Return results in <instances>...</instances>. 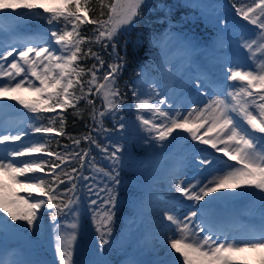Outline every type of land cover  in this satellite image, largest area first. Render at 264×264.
Returning a JSON list of instances; mask_svg holds the SVG:
<instances>
[{"label": "snow or ice", "instance_id": "obj_1", "mask_svg": "<svg viewBox=\"0 0 264 264\" xmlns=\"http://www.w3.org/2000/svg\"><path fill=\"white\" fill-rule=\"evenodd\" d=\"M90 2L0 0V10H13L7 16L0 11V16L43 20L47 25L44 32L31 39H14L10 44L0 41V111L11 107L6 100L16 101L31 113L28 118L34 123L29 126L30 131L46 141L28 145L22 138L29 129L11 134L0 127V173L23 190L22 195L0 181V212L4 214L0 216V232L22 234L26 239L35 236L42 230L41 221L47 212L54 225L57 264H76L79 193H86L94 242L101 249L109 246L119 202L117 186L121 180L117 170L123 169L128 145L111 142L108 133L123 132L128 127L123 117L117 119L127 106L129 110L134 108L136 127L146 134L140 137L144 144L168 147L183 141L188 154L185 166L198 168L207 175L206 179L194 175V182H188L177 179L178 172L172 173L169 191L179 195L173 204L165 202L158 209L162 215L157 217V243L153 246L156 258L152 264H248L243 253L264 252V215L259 229L243 238H229L209 222L207 215L217 200L238 196L257 197L264 207V0H231L234 16L251 26L250 31L239 33L244 59L226 61L229 66L222 75L231 85L197 68L188 82L185 100L192 95L200 98L203 88L213 89L215 98L186 114L176 107L175 82L172 95L169 90H158L147 65L140 66L136 78L126 81L124 88L119 83L127 60L126 54L118 51L117 38L143 18L151 8L149 0H98L99 12L95 17L91 14L96 8L90 7ZM156 8L167 9L166 15L171 12L167 5ZM18 9L26 11L17 12ZM217 24L225 25L222 32L235 26L228 17L218 18ZM86 25L93 26L91 35L83 33ZM88 60L92 63L86 66ZM191 79L197 81L194 87ZM229 86L233 90L225 92L224 88ZM180 88L183 91V82ZM19 92H31L32 96L23 98L16 95ZM128 92L131 105H127ZM82 102L91 109V123L86 124L89 131L73 136L66 131V113L73 109L74 115H79ZM164 105L169 106L167 110ZM109 116L115 129L104 125ZM44 118L46 125L38 123ZM101 135L109 142L101 143ZM59 137L70 143L59 145L57 140L63 151L49 150L47 142ZM189 137L197 143H189ZM82 142L89 147L80 148ZM199 145L210 146L223 156H215ZM92 146L98 150L99 160L92 155ZM101 160L107 167L100 166ZM184 201L192 203L186 205ZM181 207L196 210H188L181 219ZM68 217L72 218L70 224L60 222ZM197 217L200 224L195 223ZM0 264L4 261L0 260ZM260 264H264V256Z\"/></svg>", "mask_w": 264, "mask_h": 264}, {"label": "rangeland", "instance_id": "obj_2", "mask_svg": "<svg viewBox=\"0 0 264 264\" xmlns=\"http://www.w3.org/2000/svg\"><path fill=\"white\" fill-rule=\"evenodd\" d=\"M184 1L189 5L196 7L199 15H201L206 20H210L215 26L214 28L216 33L212 38L211 45H208V47H202V45L198 44L197 40L185 37L174 30L168 31L157 43V51L154 53L155 57L152 60L153 72H151L150 79L154 80L159 85L158 90H169V95H172L171 89L173 88V83L175 82L176 107L180 108V110L186 114L189 109L200 108L203 107L205 103H207L206 100L203 104L201 102H189L191 100H195L194 95L189 96L188 100H185V94L189 92L188 82L190 78L195 76L192 74V71L194 70V67L191 64L192 59L200 58L201 61L204 60L205 62L207 60V63L203 65V69L207 68L209 71H211V73L215 75V79L219 78L220 80H224L222 74L229 66L226 61L244 59L243 50L239 47V33L241 31H250L251 26H248L246 22H237V19L235 17V26L229 27L223 32L220 31V29L225 28V25H218V18L219 20H224L225 17H228L229 19L233 20V17L229 16V12L227 11L232 9L231 0ZM0 11H3L5 16H7V14L11 13L13 10L5 9ZM16 11L21 12L26 10L18 9ZM231 11L234 13V10ZM5 16H0V41H3L4 43L10 44L14 39H31L39 35L43 31L42 28H38V30L41 31H31L33 30L31 24L33 21H28L21 18H5ZM213 56L217 58L214 59ZM180 58L185 59V62H187L185 66H182V64L179 62ZM10 60L11 58H9V62ZM224 81L225 84L231 85V82H228L226 80ZM182 82L184 83L183 91H181L180 88ZM196 83L197 81L195 79H191V85L193 87L196 85ZM0 86H2V82H0ZM144 88L145 91H147V85H145ZM231 90L233 89L230 86L224 88L225 92ZM210 92L213 96H215V93L211 90V88L201 89V97L204 98V94H210ZM16 95H20L23 98H29L32 96V93L19 92L16 93ZM143 98H147V96H143ZM5 102L11 107L0 111V127L10 130L11 134H16L18 130L29 129L30 122L28 123V121L30 119L28 117L31 116V113H27V111L24 110L23 107L16 101L6 100ZM171 103L172 100L169 101V104ZM162 107L167 110L169 106L164 105ZM147 115H150V113H148ZM125 123L128 125V127L126 128L127 132L121 133L120 136L123 137V139H119V142L122 144H127L129 147V143L135 140L138 147L146 146L143 139L140 138L141 136H146V134L140 132L138 127H136L138 122L135 121V115L133 116V119L126 121ZM182 135L187 136V133L182 132ZM36 137L37 134H33L29 129L27 135L22 138V142L30 145L31 143H34L36 141ZM16 143L20 144L21 142ZM189 143L197 142H192L189 137ZM152 145L154 147L153 150L149 153L148 157L133 158L130 156L128 159L126 158V160L130 161L126 162L123 160V165L125 167H130L131 165H133L139 168H144L149 166L150 168L147 169L152 171L154 177L148 182L149 201L145 204L139 205L140 207L138 208L136 207L137 210L135 211V214H132L131 217L124 219L125 221H128V230L126 234H124V242L121 243V241H114L117 246L110 248V252H113V254L111 255L112 258H121L118 264H134V262H137V264H152V261L156 258L153 252V246L157 243V232L159 227L156 218L162 215V213L158 209L159 207H162L165 202H167L168 204L173 203L163 200L162 198L156 196L153 192L158 191L165 196L169 195L171 197H178L179 194L174 190L169 191V189L171 188V180L173 178L172 173L178 172L176 178L181 181L187 179L188 182H194L190 174H194L197 179L207 178V175L204 172H201L198 168L185 166L188 154L185 151L186 145H184L183 141H176L173 145L168 147L155 146L154 143ZM199 147L210 148V146L207 145H199ZM158 150L161 151L157 153ZM165 151L166 153L164 154L163 152ZM176 151H178L180 157L172 155ZM218 154L223 155L222 153ZM142 163L145 164L143 166H140V164ZM132 170L134 173H139L144 171L145 168L138 170V168L134 167ZM36 175L42 174L37 173ZM0 181H3L4 183L10 185L12 189L19 191L20 194L23 195V190L19 188V185L12 184L5 173H0ZM79 195L81 197V217L80 227L77 229L78 233L83 228V221L90 217L87 210L88 197L87 195H85V193H81ZM239 197L240 196L236 198ZM233 199L217 200L210 209L214 208V210H220L228 200L230 201ZM200 203L203 204L204 202L201 201ZM259 207L260 201L257 197H253V199L248 203L240 205L241 217H243L244 219H238L240 220L239 224L250 223L252 224L253 230L255 228L259 229L262 223L261 213L258 212ZM188 210L196 209L195 207H181L179 209V215L181 219L183 218V215L187 214ZM151 216L154 218H151ZM256 218L259 220H257ZM247 219L249 220L247 221ZM71 222L72 218L70 217L64 224H70ZM195 223H201L199 217L196 218ZM238 228L239 226L236 225L229 228V230L226 232L229 238L233 237V234L238 231ZM204 234H207V228H205ZM24 238L25 237L22 234L7 231L0 232V260H3L4 264H46V262L39 263L33 257L26 256L27 254H25L24 250L22 249V241H24ZM5 239L11 240L17 245H13L12 249L7 248L6 246L2 247V242L5 241ZM51 240L53 241V243L55 242L54 238H51ZM43 247L47 248V245L43 244ZM23 254L25 255V257H23ZM263 255L264 252H246L242 254L243 258L248 261V264H258V260ZM97 256L103 259V256ZM110 260L111 259L106 261V264H108Z\"/></svg>", "mask_w": 264, "mask_h": 264}, {"label": "trees", "instance_id": "obj_3", "mask_svg": "<svg viewBox=\"0 0 264 264\" xmlns=\"http://www.w3.org/2000/svg\"><path fill=\"white\" fill-rule=\"evenodd\" d=\"M149 3L151 8L145 11L143 18L139 20L134 27H131L127 31L121 32L116 41L118 51L121 55L126 54L127 60L123 74L119 78V83L122 88H124L126 81L131 82L136 78L135 73L140 66L147 65L152 71V60L155 57L154 53L157 51V43L166 34L167 30H178L187 35H191L198 41L206 43H209L211 41L210 38L216 33L214 28L215 26L212 24V22L210 20L204 19L201 15H199L197 10L189 6L184 0H149ZM161 4L169 6L171 12L166 15L167 9H165V11L158 10L156 6ZM90 7L96 8V11H94L91 15L93 17L97 16L99 12L98 0H91ZM31 24L32 28L47 29V25L43 20L33 21ZM92 27V25H86L83 28V33L85 35H91ZM94 50L96 49L94 48ZM91 63V60L85 62L86 66L90 65ZM127 95V105H131V93L128 92ZM96 104L99 105L100 101L97 100ZM79 109L81 110L79 115H74L73 109H69L66 113V131L73 136H81L86 134L89 131V128L86 127V124L91 123L89 120V112L91 109L83 102L79 105ZM47 115L48 114H45V116ZM134 115L135 112L129 110V108L125 106L124 112L120 113L117 119L123 117L124 121L126 122L133 119ZM29 122L30 125L34 123V121L31 119L28 121V123ZM38 123H43L46 125L47 119L44 118ZM104 125L108 129H115L114 121L110 116L105 118ZM120 133L121 132H117L115 130L108 133V137L110 138L111 142H118L115 141L114 138H118ZM93 134L95 135V133ZM98 139H100L101 143L109 142V140L105 139L103 135L98 137ZM57 140H59V145L70 143L64 137L54 138L47 142L49 150L63 151V149L58 146ZM35 142L45 143L46 141L45 139L41 138L40 134H38ZM88 147L89 145L83 142L80 145V148ZM153 147V145L151 147L147 145L148 149H153ZM136 148L137 147L134 145H129L126 152H135ZM143 150L147 151L145 148ZM91 151L92 155L96 156L99 160L98 150L92 146ZM71 166L76 165L72 164ZM100 166L107 167V163L101 160ZM132 169L133 167L131 166L125 167L123 165L122 171L120 169L117 170L120 173L119 179L121 180V183L117 186L119 202L116 208L113 233L110 237L111 243H115L114 241H121V243L124 242V232L128 230V221H125L124 219L134 214L139 205L145 204L149 201L148 182L154 177L152 171L145 168V170L142 172L134 173ZM87 174L88 172L85 171V175ZM258 211L264 212V207H262L261 203ZM3 215L4 214L0 212V216ZM82 224L83 228L78 233V239L74 246V260L76 264H96L97 256L94 257L95 255L103 256V262L108 261L111 258V253L109 254L111 243L105 249L99 248L98 242H94L95 233L91 224V218L89 217L88 219L84 220ZM41 225L42 230L37 232L35 236L28 237L27 239L24 238V241H22V249L27 254V257H33L38 261L48 260L50 261V264H57L55 255L53 254L54 248L52 251L51 249L49 250L44 248L43 245L39 243L37 244L36 242V240L41 237H44L47 242L50 236H55V232L53 231L54 225L52 221L47 218V212H45V218L42 220ZM258 264H260V259L258 260Z\"/></svg>", "mask_w": 264, "mask_h": 264}, {"label": "bare ground", "instance_id": "obj_4", "mask_svg": "<svg viewBox=\"0 0 264 264\" xmlns=\"http://www.w3.org/2000/svg\"><path fill=\"white\" fill-rule=\"evenodd\" d=\"M179 62L182 64V66H185L186 63H187V62H185V59H183V58H180L179 59ZM182 62H184V63H182ZM206 63H207V60H206V62L204 60L201 61V59L199 61L197 58L196 59H192V62H191V64L195 68H198V67L201 68ZM205 69L208 70L207 68H205ZM211 70H213V69H211ZM208 72H209L210 75L213 76V78L215 77V75L212 74L211 71L208 70ZM204 96H206V102L208 101V99L215 98V96H213L211 94V92H210V94H204ZM203 103H204V101H202V104ZM240 211H241L240 205H238V204H233L232 205L230 203V201H227V203L220 210H214V208L213 209H209L208 210L207 219L209 220L210 223L216 224L224 232H227L230 227H233L235 225L236 226H239L238 231L235 232L233 234V236H235L237 238H243V237H245L247 235L254 234L255 231L258 230V228H255L253 230L252 224H250V223H247V224H245V223L244 224H239L240 223V220H242ZM238 219H240V220H238ZM248 220L249 219H247V221ZM257 220H259V219H257ZM218 234L219 233H217V235Z\"/></svg>", "mask_w": 264, "mask_h": 264}, {"label": "water", "instance_id": "obj_5", "mask_svg": "<svg viewBox=\"0 0 264 264\" xmlns=\"http://www.w3.org/2000/svg\"><path fill=\"white\" fill-rule=\"evenodd\" d=\"M252 197L250 196H243L240 198V203H245L247 201H249Z\"/></svg>", "mask_w": 264, "mask_h": 264}]
</instances>
